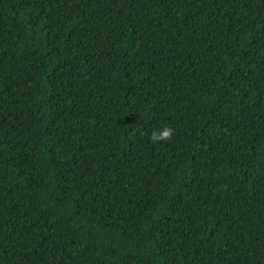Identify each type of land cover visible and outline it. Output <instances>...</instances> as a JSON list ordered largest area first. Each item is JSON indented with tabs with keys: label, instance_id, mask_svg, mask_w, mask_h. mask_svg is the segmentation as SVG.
Listing matches in <instances>:
<instances>
[{
	"label": "trees",
	"instance_id": "trees-1",
	"mask_svg": "<svg viewBox=\"0 0 264 264\" xmlns=\"http://www.w3.org/2000/svg\"><path fill=\"white\" fill-rule=\"evenodd\" d=\"M0 264H264V0H0Z\"/></svg>",
	"mask_w": 264,
	"mask_h": 264
},
{
	"label": "clouds",
	"instance_id": "clouds-1",
	"mask_svg": "<svg viewBox=\"0 0 264 264\" xmlns=\"http://www.w3.org/2000/svg\"><path fill=\"white\" fill-rule=\"evenodd\" d=\"M172 131L173 130L167 126L159 128V129L153 128L151 132L148 134V140L149 142H152V143L166 140L170 137Z\"/></svg>",
	"mask_w": 264,
	"mask_h": 264
}]
</instances>
